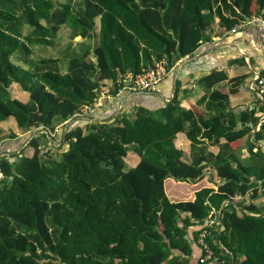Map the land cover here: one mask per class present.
Returning a JSON list of instances; mask_svg holds the SVG:
<instances>
[{"label": "trees", "instance_id": "obj_1", "mask_svg": "<svg viewBox=\"0 0 264 264\" xmlns=\"http://www.w3.org/2000/svg\"><path fill=\"white\" fill-rule=\"evenodd\" d=\"M255 16L264 20V0H0V123L31 133L30 154L0 156V264H191L207 217L217 218L207 241L225 264L230 253L234 264H264V121L253 132L264 107L236 114L217 87L246 76L200 77L194 108L177 96L111 120L78 117L104 82L117 96L128 76L194 57L213 24L225 34ZM62 30L79 51L30 62L31 47H55ZM61 126V148H43L41 131ZM185 183L194 199L170 200Z\"/></svg>", "mask_w": 264, "mask_h": 264}, {"label": "crops", "instance_id": "obj_2", "mask_svg": "<svg viewBox=\"0 0 264 264\" xmlns=\"http://www.w3.org/2000/svg\"><path fill=\"white\" fill-rule=\"evenodd\" d=\"M252 18L241 21L234 32L231 31L225 34H219L218 27L213 24L207 33L208 40L201 45L198 53L194 57L185 58L172 67L155 91L151 93L129 92L124 85L117 96H113L110 92V83L104 82V87L98 96L100 101L93 112L86 113V109H84L78 117L93 115L94 120H111L118 116L121 111L130 112L133 107L139 105L154 110L177 96L183 106L194 108L197 100L203 95V89L199 86L198 79L214 70L224 72L228 76V80L238 76H246L242 81L244 84L243 90L240 87L242 83L234 86L231 85L230 81L220 83L217 87L228 94L229 109L231 111L238 114L242 110H250L258 115L262 105L256 94L249 91L247 86L253 75L264 72V21L255 19L250 21ZM232 88H234L233 92L231 91ZM186 90L188 91L187 95L182 96V92ZM4 123H8L9 130L4 128ZM0 128L2 129L0 134V156L17 157L21 153L23 155L30 154V148L27 147L31 136L29 131L23 133L15 129L10 120L0 123ZM62 129L63 126L57 128L53 134L42 130L41 132L45 135V138L41 141L42 147L46 148L51 145L55 149L61 148L64 143ZM9 132H13L14 136L3 138ZM251 140V135L240 140V146L236 153L242 159L248 157V142H251ZM176 142L185 150L189 147V142L182 136L178 137ZM211 151L216 155L217 148H211ZM214 182L218 181L215 180ZM167 196L172 201H191L194 199L192 184L185 183L183 188L170 189L167 191ZM245 200L247 198L241 200L243 205L248 203ZM192 229L197 230V225L193 226ZM192 248L193 258L191 264H196L197 260L200 259V249L195 244L192 245Z\"/></svg>", "mask_w": 264, "mask_h": 264}, {"label": "built area", "instance_id": "obj_3", "mask_svg": "<svg viewBox=\"0 0 264 264\" xmlns=\"http://www.w3.org/2000/svg\"><path fill=\"white\" fill-rule=\"evenodd\" d=\"M254 19L264 21L259 16L253 17L252 19H250V21H253ZM235 30H233L232 32H234ZM168 72L169 71L166 69L165 62H159L154 66V68L150 69L142 75H138L135 77L128 76L127 80H125V87L129 92L151 93L155 91L158 84L163 80ZM247 87L249 91L256 94L262 107H264V72L261 74L253 75L252 80L249 82ZM99 101V98H97L91 108H85L86 113H92L95 106L98 105ZM259 121L260 122L255 126L253 132H257L259 130L260 123L264 121V114L260 116ZM259 146L264 149V143H260ZM216 224L217 218L207 217L204 220V223L198 229L196 243L201 250V257L199 259L200 264H225L223 260H221L214 254L207 241L208 237L211 234V231L213 230V228H215Z\"/></svg>", "mask_w": 264, "mask_h": 264}, {"label": "rangeland", "instance_id": "obj_4", "mask_svg": "<svg viewBox=\"0 0 264 264\" xmlns=\"http://www.w3.org/2000/svg\"><path fill=\"white\" fill-rule=\"evenodd\" d=\"M151 16H154V13H150ZM79 43H81L80 39H70V33L69 31L62 30L58 32L57 38H56V46L53 48H40L38 46L31 47V53L29 56L30 62H38L40 59L49 58L52 56H61L64 54L67 47H70V50L73 48L76 49V52L79 51ZM90 45V41L86 42V46ZM13 59L16 62H22L23 56L21 55H15ZM243 83L240 85L241 89L243 90ZM11 95L17 99H20L22 101L26 100V94L22 93L18 88L12 87L10 88ZM4 128L9 130L8 123L3 124ZM50 137V136H49ZM58 147V146H57ZM137 160L136 157L129 155L127 158L128 165L132 166L135 164V161ZM248 202V199L245 200Z\"/></svg>", "mask_w": 264, "mask_h": 264}, {"label": "water", "instance_id": "obj_5", "mask_svg": "<svg viewBox=\"0 0 264 264\" xmlns=\"http://www.w3.org/2000/svg\"><path fill=\"white\" fill-rule=\"evenodd\" d=\"M231 258H232V264H234V255L232 253H230Z\"/></svg>", "mask_w": 264, "mask_h": 264}]
</instances>
